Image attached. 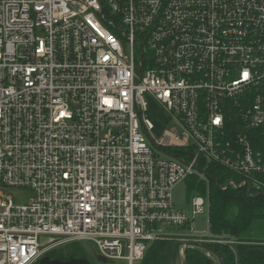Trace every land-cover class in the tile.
I'll return each instance as SVG.
<instances>
[{"label":"built area","instance_id":"2783aa9c","mask_svg":"<svg viewBox=\"0 0 264 264\" xmlns=\"http://www.w3.org/2000/svg\"><path fill=\"white\" fill-rule=\"evenodd\" d=\"M146 96L174 125L160 139ZM212 167L264 193V0H0V264L80 242L104 264L161 239L184 256L211 238L172 230L206 201L172 193Z\"/></svg>","mask_w":264,"mask_h":264},{"label":"trees","instance_id":"16d2710c","mask_svg":"<svg viewBox=\"0 0 264 264\" xmlns=\"http://www.w3.org/2000/svg\"><path fill=\"white\" fill-rule=\"evenodd\" d=\"M208 177L209 184L197 175L186 183L189 191L198 189L206 195L209 190L212 237L225 243H192L184 251L183 264H264V233L253 232L257 224L264 225V193L251 197L241 189L220 190L217 183L232 177L222 168L212 167ZM183 245L176 239L149 242L144 258L137 264H174ZM47 256L62 261L86 259L78 243Z\"/></svg>","mask_w":264,"mask_h":264},{"label":"rangeland","instance_id":"374dc122","mask_svg":"<svg viewBox=\"0 0 264 264\" xmlns=\"http://www.w3.org/2000/svg\"><path fill=\"white\" fill-rule=\"evenodd\" d=\"M145 101L147 102L148 105L147 112L145 113V118L148 119L153 124V128H154L152 131V136L155 139H160L164 136L165 132L170 130L174 125L171 124V122L169 121V117L164 113L161 106L152 97L146 96ZM207 183L209 184V181H207ZM7 194L12 196L17 204H27L31 200V198L34 197V193L27 189H10L7 192ZM199 196L203 197L206 201V207L204 213L196 217V219L192 224L191 229L181 230V231L172 230V232L182 234L186 237L204 234L211 238L208 241H205L204 243H209V242L218 243L216 240H214L211 233L209 190H207L206 195L200 193L198 189L189 191L188 184L185 182L179 184L173 190L172 193L173 202L176 208L187 211L188 214L192 213L191 201L195 197H199ZM253 232H257L258 234L264 233V225L257 224L256 226H254ZM78 244L82 246L86 259L91 264H104L97 247L93 243L80 242ZM66 247H68V245L63 247L62 249H65ZM183 260H184V256L180 253V257L174 264H183Z\"/></svg>","mask_w":264,"mask_h":264},{"label":"water","instance_id":"95a60500","mask_svg":"<svg viewBox=\"0 0 264 264\" xmlns=\"http://www.w3.org/2000/svg\"><path fill=\"white\" fill-rule=\"evenodd\" d=\"M39 264H91V263L87 259H74L71 261H62V260H53L49 256H45L40 260Z\"/></svg>","mask_w":264,"mask_h":264},{"label":"snow or ice","instance_id":"6c2138e0","mask_svg":"<svg viewBox=\"0 0 264 264\" xmlns=\"http://www.w3.org/2000/svg\"><path fill=\"white\" fill-rule=\"evenodd\" d=\"M246 75V74H245Z\"/></svg>","mask_w":264,"mask_h":264}]
</instances>
